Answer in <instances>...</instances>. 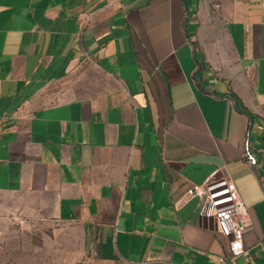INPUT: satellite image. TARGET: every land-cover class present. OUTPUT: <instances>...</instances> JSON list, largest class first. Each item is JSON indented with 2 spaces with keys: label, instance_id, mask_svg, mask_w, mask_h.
Here are the masks:
<instances>
[{
  "label": "crops",
  "instance_id": "1",
  "mask_svg": "<svg viewBox=\"0 0 264 264\" xmlns=\"http://www.w3.org/2000/svg\"><path fill=\"white\" fill-rule=\"evenodd\" d=\"M218 168L236 259L203 199L175 206ZM4 199L69 264H264V0H0Z\"/></svg>",
  "mask_w": 264,
  "mask_h": 264
},
{
  "label": "rangeland",
  "instance_id": "2",
  "mask_svg": "<svg viewBox=\"0 0 264 264\" xmlns=\"http://www.w3.org/2000/svg\"><path fill=\"white\" fill-rule=\"evenodd\" d=\"M97 75L100 79V74ZM73 83L63 82L55 90L57 93L69 91L73 89ZM54 98L44 96L45 101ZM8 201H0V264H69L48 236L42 233L40 218L26 206L21 207L20 202Z\"/></svg>",
  "mask_w": 264,
  "mask_h": 264
},
{
  "label": "built area",
  "instance_id": "3",
  "mask_svg": "<svg viewBox=\"0 0 264 264\" xmlns=\"http://www.w3.org/2000/svg\"><path fill=\"white\" fill-rule=\"evenodd\" d=\"M251 2L252 0H235ZM245 156L249 163L255 165L256 157L249 150L247 142ZM198 196L204 200L202 214L212 218L216 231L229 239L232 258L236 259L248 251L243 245L242 233L252 224V220L233 179L220 168L210 173L205 180L190 188L186 194L175 202L176 208L188 198Z\"/></svg>",
  "mask_w": 264,
  "mask_h": 264
}]
</instances>
